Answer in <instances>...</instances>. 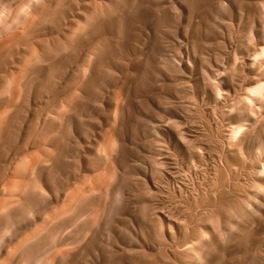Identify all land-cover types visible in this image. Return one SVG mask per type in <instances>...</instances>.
<instances>
[{"label": "rangeland", "instance_id": "1", "mask_svg": "<svg viewBox=\"0 0 264 264\" xmlns=\"http://www.w3.org/2000/svg\"><path fill=\"white\" fill-rule=\"evenodd\" d=\"M32 1H0V264H264V0Z\"/></svg>", "mask_w": 264, "mask_h": 264}, {"label": "bare ground", "instance_id": "2", "mask_svg": "<svg viewBox=\"0 0 264 264\" xmlns=\"http://www.w3.org/2000/svg\"><path fill=\"white\" fill-rule=\"evenodd\" d=\"M1 1V0H0ZM36 0H34V2H35ZM44 1V0H43ZM19 2V1H18ZM26 4H25V6H23L22 7V9H24V11H25V15H27V14H29L30 12H31V7H32V5H33V1L32 0H26ZM40 2H41V0H40ZM39 2V3H40ZM45 2V1H44ZM37 3H38V0H37ZM3 8H4V10H2V13H1V15H0V23H6V24H4V25H2V24H0V25H2V26H0V39H1V41H2V38H3V41L1 42L0 41V52L2 51V52H5L4 53V55L6 56V55H12L13 56V52H14V47L12 46V43L15 41V39H16V37H17V34L16 35H13V36H11V37H9V35L7 36L8 38H6V35L7 34H10V32L11 33H13L14 32V30L15 29H17L16 28V26L18 25L17 23L21 20V18L22 17H20V15L17 13V15H15V10L14 11H12V8H11V4H5L4 6H3ZM30 9V10H29ZM33 10V9H32ZM22 11V10H21ZM28 11H29V13H28ZM34 11V10H33ZM32 11V12H33ZM20 12V11H19ZM22 27V26H21ZM20 30V29H19ZM13 31V32H12ZM17 32V31H16ZM23 33V32H22ZM4 38H6V39H4ZM15 43V42H14ZM13 43V44H14ZM12 47H13V50H12ZM21 47V46H20ZM21 50V49H20ZM264 50V49H263ZM37 52V51H36ZM261 52H263L262 53V55H264V51H261ZM13 59H15V57L13 58ZM3 62V61H2ZM4 64V63H3ZM2 69V68H1ZM10 77V80H11V82H10V87H9V96H8V101H9V104L11 105H15L18 101H19V99H20V97H21V95H22V92H23V90H22V88L20 87V78H19V76H17L16 74H14V75H11V76H9ZM38 76H36L35 75V73L34 72H30L29 74H28V78H27V80H28V82H31V83H33V84H35V83H37V82H39V80H38ZM26 79V78H25ZM25 81V80H24ZM23 83V82H22ZM82 84V81H79L78 80V86H77V93L79 94V92H80V85ZM61 86V85H60ZM259 88V87H258ZM264 92V85L263 86H261L259 89H256L255 91H254V96H255V99H256V97H261V95H262V93ZM77 94V95H78ZM264 94V93H263ZM260 95V96H259ZM51 99L53 100V101H55V102H61V103H64V104H72V102L74 103V100L76 101V97H75V95H72V96H70V97H66L65 99H59L58 97H56V96H51ZM50 98H47V100H51ZM78 99V98H77ZM253 101V100H252ZM256 101V100H255ZM264 101V99L262 100V102ZM254 103V102H253ZM252 103V104H253ZM264 103V102H263ZM261 105V104H260ZM13 107H15V106H13ZM256 108V107H255ZM262 108V107H261ZM251 109H254V108H251ZM7 110V109H6ZM5 110V111H6ZM3 112V113H1L0 114V123L5 119V117L7 116V113L6 112H9V111H6V112ZM261 111V110H260ZM259 112V111H258ZM9 114V113H8ZM260 114V113H259ZM261 115V114H260ZM8 118V117H7ZM255 121V118H253L252 119V121ZM263 120V119H262ZM251 121V120H250ZM253 121V122H254ZM257 121V120H256ZM259 121V120H258ZM261 121V120H260ZM247 123V122H246ZM257 124V123H256ZM239 129V128H238ZM237 129V130H238ZM239 130H241V131H243V128H241L240 127V129ZM238 132H240V131H238ZM236 134V133H235ZM239 134H241V132L239 133ZM238 135V134H237ZM239 136H241V135H239ZM236 139V138H235ZM197 252L200 254L201 253V250H200V248L197 250Z\"/></svg>", "mask_w": 264, "mask_h": 264}]
</instances>
